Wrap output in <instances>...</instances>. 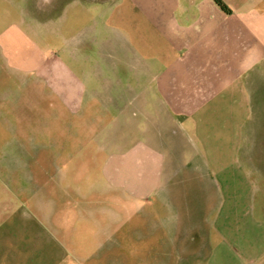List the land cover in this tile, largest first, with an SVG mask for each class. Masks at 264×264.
<instances>
[{
	"label": "crops",
	"instance_id": "0c3cea01",
	"mask_svg": "<svg viewBox=\"0 0 264 264\" xmlns=\"http://www.w3.org/2000/svg\"><path fill=\"white\" fill-rule=\"evenodd\" d=\"M223 1L229 12L215 0H0V68L10 73L51 64L29 36L31 20L40 33L51 20L59 32L80 15L101 19L74 27L72 38L94 40L97 29L101 41L70 49L84 61L72 66L71 91L56 97L54 112L55 131L73 133L81 152L96 150L74 157L84 168L67 172L55 156V173L25 177L0 217V226L19 223L9 228L11 247L27 249L30 222L78 259L73 212L75 221L91 212L78 204L99 194L107 214L99 235L117 244L121 263L264 264V236L240 239L230 216L253 211L264 188V0ZM108 15H117L113 53ZM89 163L100 165L103 189L74 182L89 179ZM238 195L248 196L243 208L231 199ZM263 225L250 223L254 232Z\"/></svg>",
	"mask_w": 264,
	"mask_h": 264
},
{
	"label": "rangeland",
	"instance_id": "374dc122",
	"mask_svg": "<svg viewBox=\"0 0 264 264\" xmlns=\"http://www.w3.org/2000/svg\"><path fill=\"white\" fill-rule=\"evenodd\" d=\"M38 16L43 21L52 15ZM80 16L82 21L80 20L77 24L69 26L67 30L59 32L56 31V23L51 20L46 24V27L40 26L39 33L38 19L31 20L29 26L31 40L40 49L47 51L46 54L51 57V64L46 68L30 71L14 68L12 73L8 69L0 68V217L6 212V204L11 198L16 197V192L21 190L20 183H25V177L28 174L43 177L46 176L44 173H55L57 164L50 161V159H56L55 156L60 157L65 162L67 161L65 165L63 163V168L67 172L71 171L73 167L84 168V163L77 165L74 159H79L83 153L86 155V153L90 154L96 150L93 147L81 152L76 146L78 142L74 141L78 140L74 137L75 135L69 131H55L54 124V112L58 106L56 97L71 91L70 82L75 76L74 67L77 63L84 61L85 54L80 52L72 54L70 49L78 46L91 48L101 41V31H97V29L92 32V39L94 40L86 39L85 41L84 35L71 37L74 27H77L78 24L89 25L93 22L94 27H96L101 21L96 15L94 18L93 15ZM108 18L111 28L106 31L109 39L105 45L113 53L118 45L117 30L114 28L117 25V15H108ZM48 28L55 30L49 31ZM78 39L79 41H77ZM93 59L99 61L100 53H94ZM72 66L74 67L72 68ZM56 111L59 112L60 110L57 109ZM60 123L56 125H62ZM87 134L83 133V140L89 138ZM100 135L101 133H97V138ZM71 158H73L72 161ZM87 166L88 175L90 174V177L92 175L94 180H89V177L87 180L74 182L88 188L103 189L101 181L98 180L100 165L89 163ZM50 174L49 177H52ZM49 180L47 182L53 183L52 179ZM68 184L70 181H63L65 188ZM228 198L226 197V199ZM231 199H236L238 207L243 208L248 196L238 195L231 197ZM100 202H103L102 196L99 194L91 195L87 200L84 199L81 205L78 204V208H90L91 212L87 213L85 210L81 213L79 210L77 214L79 219L76 221L73 212L72 224L76 222L77 239L76 245H72V250L73 252L76 251L78 259L71 256L70 253L65 254L63 247L55 242L49 233L45 235L41 231L39 232L30 222L29 233L24 234L28 239L27 249L21 252L17 246H15L17 248L11 247L8 237L11 223L14 227H20L17 220L13 219L10 224L3 223L0 226V264H124L119 261L117 244L109 243L104 240L105 235H99L98 227L104 219L103 217L107 218V214L104 215L97 209ZM253 202V211H238V213H231L230 215L233 218V224L236 221L234 217L237 216V221L240 224L237 230L239 238L247 237L250 239V237L257 235L264 236V225L261 229L262 232L259 230L254 232L250 227L252 221L263 220L264 222V188L263 190L260 188L255 193ZM86 213L89 215V219L83 216ZM224 215L227 217L225 210L222 212V218ZM243 220L246 222L243 223ZM231 225V222H226V228H223V232H227L228 226ZM224 237L228 238L229 235L224 234ZM238 237L231 239L236 238L238 240ZM232 244L236 245L234 242ZM193 262L191 260L187 264H194ZM197 262L199 264L230 263L229 260H214L213 258H206Z\"/></svg>",
	"mask_w": 264,
	"mask_h": 264
},
{
	"label": "trees",
	"instance_id": "16d2710c",
	"mask_svg": "<svg viewBox=\"0 0 264 264\" xmlns=\"http://www.w3.org/2000/svg\"><path fill=\"white\" fill-rule=\"evenodd\" d=\"M215 2L225 11L229 12L230 9L223 0H215Z\"/></svg>",
	"mask_w": 264,
	"mask_h": 264
}]
</instances>
